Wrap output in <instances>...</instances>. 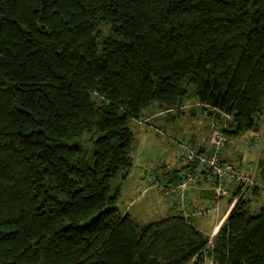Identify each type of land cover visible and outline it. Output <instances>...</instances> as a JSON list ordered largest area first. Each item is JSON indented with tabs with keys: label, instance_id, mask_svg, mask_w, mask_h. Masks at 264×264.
<instances>
[{
	"label": "trees",
	"instance_id": "trees-1",
	"mask_svg": "<svg viewBox=\"0 0 264 264\" xmlns=\"http://www.w3.org/2000/svg\"><path fill=\"white\" fill-rule=\"evenodd\" d=\"M155 103L199 110L210 132L229 115L228 139L260 132L264 0H0V264L202 263L194 223L116 207L129 123ZM176 164L147 175L171 184L190 169ZM258 170L264 184V157ZM250 203L214 236L216 264H264V208Z\"/></svg>",
	"mask_w": 264,
	"mask_h": 264
},
{
	"label": "rangeland",
	"instance_id": "rangeland-1",
	"mask_svg": "<svg viewBox=\"0 0 264 264\" xmlns=\"http://www.w3.org/2000/svg\"><path fill=\"white\" fill-rule=\"evenodd\" d=\"M107 30L108 28L106 26H102V32L104 34H106ZM158 108V103H155L144 110L143 116L140 119V124V121L137 122V120H131L129 123L135 137L134 148L132 151L134 164L130 174L121 181L120 196L118 198V202L116 203V207L122 212L125 210L127 204L136 198V202L130 206L129 210L133 214H137L138 217L135 216V218L137 219V222L141 224L160 220L165 216V214H169L170 212V209L167 210V208H164L166 207L168 198L157 193L154 188H148V186L151 185V180L148 175L145 176L144 171L150 167L148 168L149 164H145V166L143 164L147 160H149L148 162L150 163L161 160V163L166 164V169H168L169 165L174 166L179 157V143L187 142L190 135L198 129L197 127L202 129L206 125V121H204V114L198 115L199 110L196 109L195 116L193 117L190 116L191 110L187 109L178 116L177 112L169 113L170 115L175 116L174 119H167V117H170L168 113H165L164 116L149 119L148 116H150ZM144 118L146 119L143 120ZM259 121L261 124L260 132L255 134L253 131H248L241 136L229 138L222 154L228 161L237 162L238 169L241 172H248L253 176L255 185H257L256 187L259 189H257L254 194L245 195V192L250 191V188H247L243 190L242 195L238 197V201L243 200V198H249L251 200L250 212L253 214L258 213L261 208H264V193L260 192V185L264 184L260 181L257 165L259 159L264 157V126H262L264 116H261ZM253 137L256 138V140ZM254 141L257 145L252 147ZM137 161L138 163H136ZM250 163H252V166L255 164V169H246V166H249L248 164ZM144 187L148 189L146 193L141 196V192ZM157 198H160L161 202L158 203ZM224 198L225 197L221 198V202L219 201L222 206L225 201ZM162 209L165 210V214H162ZM215 213L216 212H210L193 220L196 227L200 228L204 232H210L209 234L206 233V236L208 237V244L207 249L203 254L204 260L200 264H216L210 256L209 249L213 245L214 236L226 218L224 220L222 219L223 217L221 215L223 213V209H221L217 215ZM198 219H200V221H198ZM217 220L222 221L213 235V225L217 222ZM189 264L196 263L192 261Z\"/></svg>",
	"mask_w": 264,
	"mask_h": 264
},
{
	"label": "built area",
	"instance_id": "built-area-1",
	"mask_svg": "<svg viewBox=\"0 0 264 264\" xmlns=\"http://www.w3.org/2000/svg\"><path fill=\"white\" fill-rule=\"evenodd\" d=\"M224 122L212 121L209 135V148L201 151L198 146L182 143L179 146L178 163L182 166H190L184 175L171 184H167L160 176V170L151 171L152 187L171 200L175 214L183 217L189 223H194L198 217L210 212L218 211V202L205 206L193 205L190 201L192 189L199 183L209 180L212 183L213 196L216 200L227 197L231 188L237 189V193L230 206L233 207L243 190L255 185L250 173H243L238 169L237 162L226 161L223 151L228 138L225 134L229 115H224ZM257 143L254 141L252 147ZM260 192L264 193V185H260Z\"/></svg>",
	"mask_w": 264,
	"mask_h": 264
},
{
	"label": "crops",
	"instance_id": "crops-1",
	"mask_svg": "<svg viewBox=\"0 0 264 264\" xmlns=\"http://www.w3.org/2000/svg\"><path fill=\"white\" fill-rule=\"evenodd\" d=\"M195 112V111H194ZM165 113H172V112H167V111H165V110H156V111H154L150 116H148L149 117V119L150 118H156V117H160V116H164L165 115ZM181 115V113H178L177 114V116L178 115ZM198 115H201L200 114V111H199V114ZM169 116L170 117H167V119H170V118H172V119H174L175 118V116H173V115H170L169 114ZM190 116L191 117H193V116H195L193 113H190ZM195 118H197V117H195ZM204 121H206V125L202 128V129H199V127H197L198 129H196V131H194V133H192L191 135H190V137H189V140L188 141H190V142H192V143H195L196 145H198L199 147H201V148H203V149H207V148H209V135H210V128H209V120L207 119V118H205V115H204ZM138 122V121H137ZM141 122H139V124H140ZM201 128V127H200ZM254 138V137H253ZM223 158L226 160V161H228L226 158H225V156H223ZM240 160V159H239ZM149 160H147L143 165L145 166V164L146 165H148V168L149 167H153L152 165H153V163H150V162H148ZM158 162H160L161 163V160H157ZM156 161V162H157ZM240 162H241V160H240ZM136 163H138V161L136 162ZM155 163V162H154ZM134 164V163H133ZM240 164V163H239ZM164 165H166V164H164ZM249 166H246V169L247 168H249V169H255V164L252 166V163H250V164H248ZM257 165H258V162H257ZM133 167V166H132ZM140 167V166H139ZM177 168H180V166L179 165H177V164H175L174 166L173 165H169L168 166V169L167 170H170V171H172V170H175V169H177ZM241 168H242V166H241ZM132 169V168H131ZM130 172H131V170H130ZM130 172H129V174H130ZM144 174H145V176L147 175V170H145L144 171ZM149 177V176H148ZM121 184L122 183H120V190H119V192L121 191ZM148 188L150 189V188H153L151 185H149L148 186ZM148 188H146V187H144L143 189H142V192H141V196H143L145 193H146V191H147V189ZM212 183L209 181V180H205V181H202V182H199L193 189H192V191H191V193H190V201H191V203L193 204V205H199V206H205V205H209V204H212L213 202H218V211H216V215L220 212V210L221 209H223V213H222V219L224 220L226 217H227V215L229 214V212H230V210L232 209V207L230 206V199L232 198V196L234 195V193L235 192H237V189H234V188H231V193H230V195L229 196H227V197H225L224 199H225V201L223 202V206L222 205H220L221 203V199H219V200H216L215 198H214V196H213V192H212ZM154 190H156V189H154ZM156 192L157 193H159V194H162V193H160L159 191H157L156 190ZM248 192V191H247ZM247 192H245V195H249V194H251V191H249L248 193ZM119 196H120V193H119ZM165 197V196H164ZM119 198V197H118ZM245 199H249V198H245ZM136 198H134L133 200H131L128 204H127V206L125 207V210H123L122 211V214H129L131 217H133L136 221H137V219L135 218V216H137V214H133L129 209H130V206L134 203V202H136ZM220 201V202H219ZM117 202H118V200H117ZM157 202L159 203V202H161V199L160 198H157ZM164 208H167V210L168 209H170V212H169V214H165V210L164 209H162V214H165V216L163 217V218H166V217H169V216H172V215H176L175 214V210H174V208H173V205H172V203H171V200L170 199H167V203H166V207H164ZM138 217V216H137ZM198 221H200V219H198ZM218 221L219 220H217V222L213 225V228H214V230H213V235L215 234V232H216V229L218 228V226H219V224H220V222L222 221H219V223H218ZM194 225H195V222H194ZM195 227H196V225H195ZM198 230H200L202 233H204L205 235H206V233L207 232H204V231H202L200 228H198V227H196ZM210 233V232H209ZM209 233H207V234H209Z\"/></svg>",
	"mask_w": 264,
	"mask_h": 264
}]
</instances>
